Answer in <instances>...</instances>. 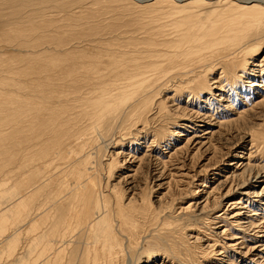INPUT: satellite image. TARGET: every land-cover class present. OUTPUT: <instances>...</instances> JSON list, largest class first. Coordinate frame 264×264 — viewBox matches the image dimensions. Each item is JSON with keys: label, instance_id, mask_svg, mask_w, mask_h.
<instances>
[{"label": "rangeland", "instance_id": "rangeland-1", "mask_svg": "<svg viewBox=\"0 0 264 264\" xmlns=\"http://www.w3.org/2000/svg\"><path fill=\"white\" fill-rule=\"evenodd\" d=\"M206 1L211 4L184 0L189 3L186 11L176 7L177 11L162 0H0V190L9 199L2 205L11 206L0 210V235L5 220L15 213L10 199L15 191L33 190V207L41 205L44 215L53 201L60 204L73 196L71 187L82 179L80 170L95 167L93 179L102 191L106 219L119 243L111 254L95 241V249L89 246V250L96 254H90L89 260L96 259L98 264H264V10L250 12ZM199 11L204 20L202 15L197 18ZM187 13L194 16L183 17ZM240 14L244 17L239 18ZM237 20L245 22L240 25ZM194 22L202 28L199 43L218 38L227 41L219 43L225 47L237 39L240 45H231L239 50L236 56L229 59L227 54L217 70L207 68L192 80L173 79L161 87L157 98L133 119L139 120L128 121L119 130L114 125L113 131H100L111 143L107 149L94 141L80 101L59 103L61 110L55 113H35L33 104L41 100L43 91L37 93L39 88L29 82V65L39 66L49 56L101 52L105 62L100 67L105 69L97 73L103 72L110 86L113 79L107 73L111 78L121 75L110 72L115 60L129 69L139 66L141 74L162 55L176 56L184 42L177 46L175 41ZM210 23L223 26L214 33L216 37L206 31ZM219 44L217 49L223 51ZM250 67L259 71L251 73ZM221 71L217 86L223 90L211 88L210 80ZM52 80L44 81V86L73 89L79 84L62 81L61 75ZM194 112L208 117L202 126L193 121ZM217 120L228 122L213 124ZM206 129L212 133L204 134ZM243 182L246 189H239ZM10 186L15 189L3 190ZM243 190L254 192L251 201L241 195ZM84 198L86 194L71 200L82 214L79 206ZM240 198L247 206L242 209L241 230L229 219L235 212L230 204ZM254 211L258 214L252 216ZM79 228L78 237H72V232L64 238L80 240L78 252L85 255L81 251L87 247L82 244L88 240L91 245L92 239L85 235L86 227L85 231ZM11 231L7 228L4 234ZM25 243L18 242L16 252ZM126 256L133 262L124 263Z\"/></svg>", "mask_w": 264, "mask_h": 264}, {"label": "bare ground", "instance_id": "bare-ground-1", "mask_svg": "<svg viewBox=\"0 0 264 264\" xmlns=\"http://www.w3.org/2000/svg\"><path fill=\"white\" fill-rule=\"evenodd\" d=\"M138 1H140V0H138ZM183 1L184 0H162V2H164V4L168 3L167 5L171 4L172 6H174V8L177 9V11H178V8H176V7H180V9L181 8L184 9L185 5H189V3L186 4ZM197 1L202 2L199 4L200 6L211 4L210 1L208 2L206 0H196V2ZM216 3H219V4L228 3L230 5L232 4V5H234V6H231V7H233V9L235 8V6H237V8H245V9H247V11H250V12L253 10H259V9L264 10V0H216ZM230 5H229V7H230ZM191 9L193 10V8H191ZM191 9H190V11H192ZM188 10H187V12H188ZM231 10H232V8L229 9V11H231ZM216 11H219V10H216ZM220 11H223V9H221ZM240 11H241V9H240ZM179 12H180V10H179ZM199 12H200V14L197 15L198 16L197 18L201 17V15H202V19H203V12H201V11H199ZM236 12H237V10H236ZM219 13H222V12H219ZM224 13H225V11H224ZM228 13L230 14V12H227V14ZM189 14L187 13V15L186 14H182V15H183V17L186 16V18L187 17L192 18V16H194V15H189ZM235 14L237 15V13L234 12V15ZM224 15H222V16H224ZM219 16H220V14H219ZM230 17H228V18H230ZM242 17H244V15L240 14L239 18H242ZM186 18H184V19H186ZM221 18H224V17H221ZM232 19H235V18H232ZM191 20H193V19H191ZM203 20L200 22V24L203 22ZM245 20L247 21L248 19L245 18ZM182 21H184L183 18H182ZM214 21H215V19H214ZM185 22H187V20ZM188 22H192V21L189 20ZM217 22H218V19H217ZM237 22H239L241 25V23L242 22L244 23L245 21L241 22V20H237ZM195 23L196 22H194V25H193V23H192V25L190 24V27L188 26L189 28L187 29L186 35L184 37H180L179 39H177L175 41L177 46H179L181 44L182 40L184 42L179 47V49H177L178 52L177 51L176 52L178 54L176 56L174 55L175 57L170 55V54L169 55L168 54L162 55L161 57L158 58L159 59L158 61H155V62L148 65L150 68L149 70H146L141 74H139V66L137 68H134V69H129L128 65H124L121 63V60H115L114 61V59L117 58V56H116L117 54H116L115 58L113 57L112 61H114V66H113V69L110 67L111 68L110 72H113L116 74V72L118 71V72H121V75L120 76L114 75L111 78L108 76L109 74L107 73V77L109 78V80L113 79V80H110V82H112V84L110 86H108L106 75L103 72L100 74L97 73L98 71L105 69V68L101 69V67H100V65L105 62L104 54L101 52L100 53L96 52V53H94L95 55L84 54L83 52H78L77 54L62 55V57L58 56V57H56V59L50 58V56H49V58L46 57V59H44L39 64V66L29 65L26 69L27 73H28L27 75H29L28 76L29 82L32 84V86H36L37 88H39L37 90V93H40L41 91H43V95L40 94L41 100H39V102H36L35 104H33V108H34L35 113L46 112L48 110H51V111L54 110L52 112L55 113L56 110H58V111L61 110V108L59 107V103L71 101V100H75L76 102L80 101L79 104L81 107L80 109H82L81 110L82 114L87 119L90 120L89 128L92 130V136L94 137V141H96V140H97V142L99 141L101 148L107 149L111 143L109 144V142H107L108 139L107 138L105 139L102 136V134L100 133V131H104V132L109 131L110 132L112 130L111 128H113L114 125L116 127V128L114 127V129L119 130L120 127L123 126L124 124L128 123V121L129 122L131 121L133 123L136 122V120H139V119H136V120H133V119L139 117V115H141V113H143V111L146 109L147 105L149 103L151 104L153 102V100L155 98H157L158 93H160V91H161V87H164L165 85L170 83L173 79H181V82H183L185 80H189V79L192 80V78H196V76H198L199 72H202L207 68H211V67L214 68L215 67L217 70V69H219L218 67H216L217 63L221 60H225L227 58V54H230L229 59L231 58V56H234L235 54H237L236 51H239V50H236L237 49L236 47L231 48V45L236 43L237 39L231 40L228 38L231 41L226 43V45L224 44L225 47H223L219 43H225L227 41L220 42V41H218L219 40L218 38H217V41L215 39H209L208 41L199 43V41L201 40V37H202V35H199V32L201 31V30L199 31V29H202V28L200 27L201 25H197ZM219 23H220V21H219ZM211 24L212 23H210V25ZM231 24H233V23H231ZM248 24H247V26H248ZM204 25L205 24H203V26ZM198 26L200 28H198ZM219 26H220V24L216 23V24L211 25L210 27H207L206 31H207L208 35L215 36L216 34H214V33H216V31L220 32V30H218ZM235 27H236V22H235ZM235 27H234V29H235ZM210 28L212 30H210ZM244 28H248V27H244ZM239 29H238V31L240 34V31L242 30V28L240 30ZM241 33H242V31H241ZM204 35H206V34H204ZM238 39H240V38H238ZM192 40L194 41V43H190ZM238 43H236V44L238 45ZM217 44L222 46L224 50L223 51L220 50L221 51L220 52L219 49H217V47H219ZM239 45H240V43H239ZM234 48H236V49L234 50ZM230 49H233V51H229ZM244 49H245V47H244ZM158 50L155 49V51H158ZM162 51H164V49H162ZM207 52L209 54H206ZM130 55H133V54H130ZM125 58H128V57L126 56ZM136 58L137 57H133L132 60H135ZM125 60H127V59H125ZM153 60H155V59H153ZM112 61H110V62H112ZM32 63H34V62H32ZM111 65H113V63H111ZM256 65H257V67H259V66H261V63H257ZM257 67H250L251 69H249V71L251 73L257 72V71H259V68H257ZM98 69H100V70H98ZM221 74H222V71L220 72V75L217 79L212 78L210 80L211 81L210 82L211 88L215 87L216 89L223 90L217 86L218 83L220 82L221 77H222ZM60 75H61V78L63 79L62 81H65V80H68V81L71 80L73 82L77 81V82H79V84L77 86H75L73 89L69 88L70 90L64 89L61 86L57 87V85H55V86L52 85L51 87H47L48 85L45 84V86H44V81L49 84V83H51L49 81H53L52 79L60 78ZM113 82H115V83H113ZM184 83H186V82H184ZM82 84L84 86H86L88 88V90H85V87ZM253 84L254 83H250L249 86H252ZM83 87H84V89H82ZM83 90L86 92H84ZM177 108H178V106L175 107V109H177ZM229 110L233 111L234 107L232 106V108H229ZM194 113H195V115L192 116L193 121L196 123V125L198 127L202 126L201 123H204L205 122L204 119H206L208 117L204 116L203 114H199L198 112H194ZM47 114H48V112H47ZM226 122H228V120L227 121L217 120L216 122H213V124L216 123V125H217V123H221L223 125ZM111 126H113V127H111ZM208 133L211 134L212 132L210 130L206 129L204 134H208ZM178 135L181 136L183 134L180 132ZM194 136H196V135H194ZM111 141H112V139H111ZM190 142H194V140H191ZM198 143H200V141H196V144H198ZM95 162H96V160H95ZM80 171L82 172V173L79 172L80 176L82 175V179L74 182L73 186L71 187L74 194L71 193V195H73V196L70 198H67L70 200V203L65 204V203H62L63 202L62 201V202H60V203H62L61 206H58L60 204H58V205L55 204L54 207L57 208L56 209L57 211L55 210L54 213H52L53 212L52 209H55V208L49 207V209H51V210L48 209L47 211H45V214L42 215L43 219H42L41 223L43 224V222H46V221L49 222L50 219L53 218L56 215V213L58 212L59 216H57V217L60 218V216H61V218L63 219L62 222L58 223L59 224L58 226L60 228H62L61 231H63V233L61 232L60 235L63 234V236H62L63 238L65 237L66 232L70 231V230L72 232H74L73 236L78 237V235L80 234L79 233V231H80L79 227L81 226V228L83 230L86 227V229H88V230L86 231L85 235H87V233H89V238L92 239V244L90 245L88 240L84 241L82 246H85L87 248L83 249L81 251L85 255H80V253L78 252L79 251L78 247H80V240H78V239L76 240V238H75V240H73L74 239L73 238L72 241L69 240L70 242L68 241V243H67L69 246L71 245L69 247V250H70L69 254L67 251L66 255L61 257V258L58 255H56L50 259H48V257H47V259H48L47 262L48 261L50 262L51 260L52 261L60 260V261H62V263L57 262V264H78V263H81V264H98L96 259H93V260L88 259L90 254H92V255H93V253L96 254V250H94L95 249V247H94L95 243L98 242L102 245L103 252L106 253L107 251H109V253L111 252V254L113 251L112 249L113 248L115 249L114 246H117L119 243V242H117L116 238H114V236H115L114 235L115 234L114 227L111 225V222H109L106 219L107 218V211H106L105 206L103 204V196L101 194L102 191L99 190V188L96 184L97 182H95L93 179V175H95V167H93V168L88 167L86 170L84 169V171H82V170H80ZM245 184L246 183L243 182L242 184H240L238 186V188L239 189L240 188L246 189ZM220 186H222V185H220ZM231 191H232V189H230V191L228 192V194H227L228 196H229V194H231ZM240 193L244 197L247 196L248 199H249V196L255 195L254 192H250L247 190H243ZM82 194H86V198H84V201H82V203L80 202V206H79V209L82 206V208L84 210L83 214L80 213V210H76L78 207L74 206L73 202H71V200H73L74 198H77V197L80 198V196ZM241 200H242V198H240L237 202H232L230 204L231 210L232 211L234 210L235 212L229 216V219L231 221L237 222L236 224H238L240 226V230L242 229V227H244V225H242L243 222L240 221L244 218V216H242L244 214L242 209L247 207L246 205H243V202ZM249 200H248V203H251L250 202L251 200L250 201ZM49 205H52V204H49ZM65 206H67V208H65ZM46 207L48 208V205ZM16 208H19V209H16ZM68 208H71L69 210V213L67 212ZM3 211H6V210H3ZM12 211L15 212L16 214H19V215L24 214L25 216H28V214H29L28 213L29 211L26 210V205L23 202L17 203L15 205V211L14 210H12ZM10 214H11V211H10ZM257 214H258L257 211H254L251 213L252 216L257 215ZM72 215H74L75 217H70ZM71 222H72V224H71ZM39 225H40L39 221L32 222L31 224H29V226L32 228V230L38 228ZM70 226H72V228ZM48 229H49V227H48ZM54 232H55V234L60 233V232H56V231H54ZM54 236L55 235H53V237ZM62 239H61V241L63 242ZM87 239H88V236H87ZM95 241H97V242H95ZM54 242L55 241H53L52 243L54 244ZM38 244H39V241H38ZM64 244H66V243L64 242ZM89 246H90V248H94L93 253H91L92 250H89L90 249ZM63 247H64V245H63ZM64 248L68 249V247H64ZM31 250L33 251V249H31ZM54 250H55V248H54ZM46 251H47V249H42L39 252V254H40L39 257L42 256ZM52 252L55 253V251H52ZM94 257H95V255H94ZM79 258H81L82 260H79ZM129 258L130 259H128V256H126V258L124 259V263L133 262V259L131 257H129ZM45 261H43V262H45ZM39 262H41V261H38V263ZM47 262L43 263V264H47ZM55 262H53V263H55ZM36 264H37V262H36ZM41 264H42V262H41Z\"/></svg>", "mask_w": 264, "mask_h": 264}, {"label": "crops", "instance_id": "crops-1", "mask_svg": "<svg viewBox=\"0 0 264 264\" xmlns=\"http://www.w3.org/2000/svg\"><path fill=\"white\" fill-rule=\"evenodd\" d=\"M11 188L15 189L14 186H10V187L3 188V190L11 189ZM32 191L33 190H31V191L29 190V192H27V193H19V192L15 191L14 192L15 194L12 196V198H10V199H13L11 201V203H13V205H16L19 202H23L26 205V209H28V211H29L28 213L30 215L28 214V216H25L24 214H22V215L12 214L3 223L1 235H0V264H36V262H37V264H41V262L43 264V263H46L48 259L53 258L54 256L58 255L59 253H62V251L64 250V247L69 246L67 243L69 240H71V238L70 239L69 238L64 239L62 237L63 234L60 235L61 232L63 233V231H61L62 228H60L58 226L59 225L58 223L62 222V220H63L61 218V216H60V218L56 217V219L52 218L49 222L46 221V222H43V224L41 223L42 219H43V216L41 214L43 212L42 208H41L42 206L41 205L37 206L36 207L37 210L33 207V204H34L33 197L35 196V193H34V191L33 192ZM3 195L4 194H2V191L0 190V200H1L0 210L2 209V211L7 210L6 208L11 207L10 204L9 205L6 204L4 206L2 205L3 203L9 201V199L4 198ZM55 202L56 201H53L52 205H54ZM60 202L68 204V203H70V200L64 199V200H60ZM62 203H60V205H58V206H61ZM56 204H59V203L57 202ZM52 205H48V207H52ZM43 206H45V205H43ZM65 208H67V207L65 206ZM56 216H59V215L56 214ZM37 221H39V223H40L39 227L32 230V228L29 226V224H31L32 222H37ZM49 224L51 226H48ZM71 224H72V222H71ZM45 227H47V228L51 227V231H47V228H45ZM70 227L72 228V226H70ZM7 228L12 229V231L9 234L5 235L4 231ZM53 228H55V229H53ZM23 229H25V230L21 231ZM54 231L60 232V233L55 234ZM70 233H72L71 230L67 231L66 235H68ZM53 235H55V236L53 237ZM73 235H71V236L74 237ZM61 239L63 240V242L61 241ZM22 240H24L27 244L25 243L24 247H20L21 250L19 252H16L15 246L18 242H20ZM73 240H75V239H73ZM38 241H39V244H38ZM53 241H55L54 244L52 243ZM64 242L67 245L64 244ZM63 245H64V247H63ZM54 248H55V250H54ZM31 249H33V251ZM42 249H47V251L42 256L39 257V255H40L39 252ZM52 251H55V253ZM67 251L69 254L70 253L69 248L67 249ZM67 251H66V253H67ZM61 256H63V255H61ZM4 257H6V260H3ZM47 257H48V259H47ZM38 261H41V262L38 263ZM43 261H45V262H43ZM51 261H50V263H52V264H57V262L62 263V261H60V260H58V261L55 260L56 262L55 261L51 262ZM53 262H55V263H53Z\"/></svg>", "mask_w": 264, "mask_h": 264}]
</instances>
